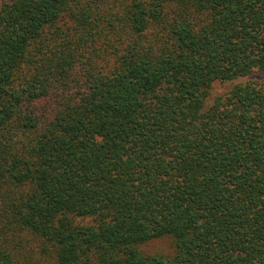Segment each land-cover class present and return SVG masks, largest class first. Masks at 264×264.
I'll return each mask as SVG.
<instances>
[{"label":"trees","instance_id":"trees-1","mask_svg":"<svg viewBox=\"0 0 264 264\" xmlns=\"http://www.w3.org/2000/svg\"><path fill=\"white\" fill-rule=\"evenodd\" d=\"M0 264H264V0H0Z\"/></svg>","mask_w":264,"mask_h":264},{"label":"rangeland","instance_id":"rangeland-1","mask_svg":"<svg viewBox=\"0 0 264 264\" xmlns=\"http://www.w3.org/2000/svg\"><path fill=\"white\" fill-rule=\"evenodd\" d=\"M256 77L260 79L262 78V75H257ZM229 87V84H216L212 97L223 94L229 89ZM143 250L145 253L148 254H159L163 256H168L172 252V245L168 239H159L151 241L144 245Z\"/></svg>","mask_w":264,"mask_h":264}]
</instances>
